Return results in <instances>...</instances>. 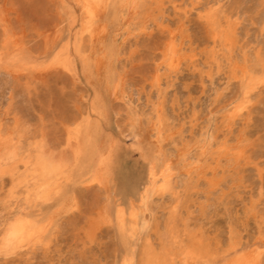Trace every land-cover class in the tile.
I'll return each instance as SVG.
<instances>
[{
	"label": "rangeland",
	"instance_id": "obj_1",
	"mask_svg": "<svg viewBox=\"0 0 264 264\" xmlns=\"http://www.w3.org/2000/svg\"><path fill=\"white\" fill-rule=\"evenodd\" d=\"M0 147V264H264V0H0ZM19 213L37 247H4Z\"/></svg>",
	"mask_w": 264,
	"mask_h": 264
},
{
	"label": "bare ground",
	"instance_id": "obj_2",
	"mask_svg": "<svg viewBox=\"0 0 264 264\" xmlns=\"http://www.w3.org/2000/svg\"><path fill=\"white\" fill-rule=\"evenodd\" d=\"M90 1L91 0H89V2ZM93 1H100V0H93ZM88 12L91 13V15L93 14L92 9H88ZM174 39H171L170 42L168 43V45L166 47L165 56H163V57H167L166 59L171 62V64L173 65V68H177L179 65L178 63H180L178 60H180V58H181V54L183 53V48ZM258 58L261 61L260 55H258ZM235 76H237V72H235ZM254 81H256V80H254ZM159 84H160V82H159ZM155 122H156V128L155 129H156L157 133L161 134L162 132H164L163 131V127H165L164 126L165 125L164 124V115H162L161 113L158 114V118ZM16 156H18L17 155V148L14 150H11V148L7 149V147H6V148L1 149V147H0V174L6 173V172H11L13 169H15L16 165L14 163H15ZM9 164L13 168L9 167V170H6V167ZM36 164H37V167H36V172H37L36 174L37 175H34V178L41 176V179L38 178V184H37L38 192L36 195H38L37 197H39V198H45V196L49 197L47 194H49V188L51 185V181H53L52 178L56 174V168L44 156H39ZM174 172H175V170H173L171 162L164 163L160 172H158V170L156 169V166L154 164L151 166L150 171H149V183L145 187L144 192H143V196H142L143 201L146 204V206H148V204H149L150 196L152 194H155L156 192L160 191L162 188H164L166 183L169 182V179L174 175ZM1 176L2 175H0V177ZM25 211H26V209H25ZM122 211H123V209L120 210V212H119L121 218L123 215ZM133 217H136V215L134 214ZM123 218L121 219L122 222H123ZM36 220H38V219H36ZM36 220H34L33 218H30L29 214L23 215V214L19 213L15 217V219L9 224L8 229L5 232L4 239L2 240L4 247L6 249H15V248H24V247L26 249V247L30 248L31 245H33L34 247H37L39 245L37 239L38 238L40 239L39 236L43 233L42 228H44L45 226L39 228V226H41V225H38ZM44 229H46V228H44ZM139 231H140V228H135L133 233H131V235L133 237H135L136 235L139 236ZM190 248H191V252L193 254L196 252L198 254L203 253L208 249L207 247L205 248L204 243L200 242L196 238L193 239V242H192V245ZM133 254H135L134 249H133ZM144 256H145L144 257L145 258V264H174L175 263V261L171 262L169 259L163 258L159 254H157L154 251V249L147 251L144 254ZM131 261H132L131 264H135V263H133L134 259H132Z\"/></svg>",
	"mask_w": 264,
	"mask_h": 264
}]
</instances>
